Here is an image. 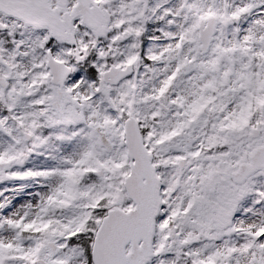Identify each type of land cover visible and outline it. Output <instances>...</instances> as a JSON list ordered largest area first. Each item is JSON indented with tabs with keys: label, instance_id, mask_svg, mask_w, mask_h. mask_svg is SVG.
<instances>
[{
	"label": "snow or ice",
	"instance_id": "obj_1",
	"mask_svg": "<svg viewBox=\"0 0 264 264\" xmlns=\"http://www.w3.org/2000/svg\"><path fill=\"white\" fill-rule=\"evenodd\" d=\"M0 264H264V0H0Z\"/></svg>",
	"mask_w": 264,
	"mask_h": 264
}]
</instances>
